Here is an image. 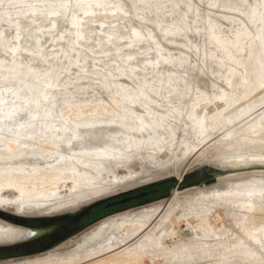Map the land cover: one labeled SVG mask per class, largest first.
I'll list each match as a JSON object with an SVG mask.
<instances>
[{
    "label": "rangeland",
    "instance_id": "1",
    "mask_svg": "<svg viewBox=\"0 0 264 264\" xmlns=\"http://www.w3.org/2000/svg\"><path fill=\"white\" fill-rule=\"evenodd\" d=\"M250 127L264 137V0H0V211L24 227L154 191L0 264H264V171L165 198ZM15 229L0 218V245Z\"/></svg>",
    "mask_w": 264,
    "mask_h": 264
},
{
    "label": "water",
    "instance_id": "2",
    "mask_svg": "<svg viewBox=\"0 0 264 264\" xmlns=\"http://www.w3.org/2000/svg\"><path fill=\"white\" fill-rule=\"evenodd\" d=\"M259 169H264V168H257V169L250 168V169H242V170H232V169H221V168H217V167L203 166V167H200V168L196 169V173H197L198 179L195 182H193L192 184H189V185H183L182 186L181 182L184 180V178L186 176L184 174L182 176V178L173 185V188L170 190V192L167 195H165V198L168 199L171 196L173 189H176L177 191L191 190V189L197 188L199 186L214 184V183L218 182V179H221V178H225V177H229V176H232V175H236L238 173H247V172H250V171H253V170H259ZM174 179H175L174 177L163 178V179L154 181L152 183H148V184L142 185L139 188L151 186V185H154V184H159V183H162V182H169V181H172ZM132 191H133V189H130V190H127V191L119 192V193H117L115 195H112V196H109V197L98 199L96 201H93V202L85 205V206H82V207L78 208L75 211L59 213V214H56V215L25 217V218L31 219L34 222V224L32 226H26V227L24 226L27 230H29L31 232V234L26 239H23V240L18 241L16 243L0 245V251H3L5 249H7V248H11V247H15V246H18V245H23V244H27L29 242L35 241V240H37V239H39V238H41V237H43L45 235L50 234L53 230H55L56 227L58 226L57 223L61 219L65 218L67 216L68 217H79L80 214H82L84 211L99 205L101 202H103L105 200H109V199H112L113 197H116V196H119V195H123V194H127V193H130ZM143 194L144 193H142L139 196H142ZM139 196L123 197L121 200L117 201V203H125V202L129 201L130 199H135L136 197H139ZM109 205L110 204H107V206H109ZM109 215H111V214H109ZM109 215H106V216H104L102 218H99V219L95 220L93 223H96L99 220H101V219H103V218H105V217H107ZM19 219H20V216H16L14 218V224H18ZM37 221H40V224H37ZM54 236H56L58 238V241L59 240L65 241L66 239L71 237V236H67V237H61L60 238V236H58V235H52L51 237H54ZM58 244H59L58 242L57 243H50L45 248H43V249H41L39 251L31 252L30 254L46 252V251L52 249L54 246H56ZM26 254H28V253H26ZM21 255H25V254L14 255V256H11V258L17 257V256H21Z\"/></svg>",
    "mask_w": 264,
    "mask_h": 264
},
{
    "label": "flooded vegetation",
    "instance_id": "3",
    "mask_svg": "<svg viewBox=\"0 0 264 264\" xmlns=\"http://www.w3.org/2000/svg\"><path fill=\"white\" fill-rule=\"evenodd\" d=\"M138 192H145V195L143 197L137 198V199H130L129 201L125 203H117L116 200H120L122 196H118L117 198H112L111 200H105L101 202L99 205L104 204V207L106 209V212L98 215L96 217H91L89 214L95 207H98L99 205L90 208L86 211H84L82 214H80L79 217H65L61 219L57 224L58 226L56 227L55 230H53L50 234L45 235L35 241L29 242L27 244L23 245H18L15 247L7 248L3 251H0V257H8V256H13L16 254H20L23 252H34V251H39L43 248H45L47 245L50 243H61L63 240H59L56 236L51 237L52 235H58L61 237H67V236H73L81 232L83 229L89 227L90 225L93 224V222L99 218H102L106 215L109 214H114L120 211H124L126 209H129L133 207L135 204L140 203V201H146L145 199L149 198V195H151L154 191L153 189H141ZM135 193H128L126 195L128 196H133ZM113 199H115L116 202H113ZM107 204H110L107 206ZM1 219H9L14 223V216L11 215H6L4 214ZM20 221V219H19ZM18 221V222H19ZM29 224H24V226H32L34 222L30 219ZM37 224H40V221H37ZM14 226L26 229L25 227L17 226L14 224ZM27 230V229H26Z\"/></svg>",
    "mask_w": 264,
    "mask_h": 264
},
{
    "label": "bare ground",
    "instance_id": "4",
    "mask_svg": "<svg viewBox=\"0 0 264 264\" xmlns=\"http://www.w3.org/2000/svg\"><path fill=\"white\" fill-rule=\"evenodd\" d=\"M258 129L259 128L250 127V130L252 132L249 134L251 135H248L245 137H238L237 141L239 145L241 146V150L218 154V155H215L216 156L215 158L214 157L210 158V156H207L206 154H204L203 157L198 158L197 163L205 162L206 164L209 165V167H217L221 169H232V170H242V169H250V168L257 169L255 167H258V168L264 167V147L257 151L248 150L252 148L249 146L250 143L253 144V147L255 148H256V145H259L260 143H263L264 145V137H261L258 135V132H260ZM213 159H217L219 163L214 164V162L212 161ZM254 171L256 172V171H264V170L259 169V170H253L252 172ZM75 172H78V175L82 173L79 170H75ZM183 175L184 173L182 174V176ZM173 177H175V175H173ZM176 180L179 181L178 179ZM179 192L180 191L173 189V193L177 194ZM3 215L4 213L0 211V217H2ZM13 216L16 217V215H13ZM102 232L103 230L101 229L95 231L91 236L92 239L102 235ZM30 234L31 232L29 230L22 229V228L15 229L12 232V237L9 240L11 242L20 241V240L26 239Z\"/></svg>",
    "mask_w": 264,
    "mask_h": 264
}]
</instances>
